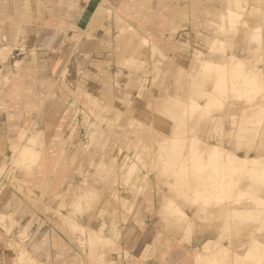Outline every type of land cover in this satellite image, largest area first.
Instances as JSON below:
<instances>
[{
	"label": "rangeland",
	"instance_id": "obj_1",
	"mask_svg": "<svg viewBox=\"0 0 264 264\" xmlns=\"http://www.w3.org/2000/svg\"><path fill=\"white\" fill-rule=\"evenodd\" d=\"M134 5L146 10L140 20L149 33L158 26L168 38L184 31L176 60L168 62L173 53L162 50L151 62L140 56L142 50L131 55L139 46L146 50L148 40L129 24L117 39L113 27L100 32L85 47L94 57L72 60L70 76L61 75L56 49L23 54L28 57L23 70L19 61L13 66L14 59L0 66L5 89L0 117L11 122L13 134L28 129L11 140L12 167L28 177L46 163L57 168L48 179L62 181V165L72 172L87 159L75 151L92 149L88 161L102 167L98 186L85 183L78 192L62 183L56 193L58 212L69 211L64 202L76 198L70 211L78 212L85 201L81 213L92 217L85 218L92 229L80 243L88 248L81 264L98 263L110 246L119 250L121 235L134 233L132 226L147 231L146 221L137 220L144 212L145 184L164 199L147 225L159 229L163 249L191 245L195 264H264V0H134ZM105 16L102 7L98 20ZM70 46L71 51L74 43ZM8 50L1 49L2 55ZM142 88L149 90L143 96ZM90 115L96 133L88 137L83 130ZM45 134L52 135L49 143ZM110 135L114 153L105 151ZM213 144L220 150L211 149ZM233 156L255 162L244 166ZM5 170L0 185L22 193L27 179ZM26 194L29 198L31 191Z\"/></svg>",
	"mask_w": 264,
	"mask_h": 264
},
{
	"label": "crops",
	"instance_id": "obj_2",
	"mask_svg": "<svg viewBox=\"0 0 264 264\" xmlns=\"http://www.w3.org/2000/svg\"><path fill=\"white\" fill-rule=\"evenodd\" d=\"M102 7L105 9L106 16L98 20ZM145 11L137 9L134 0H0V28L3 29L0 31V66L14 59L13 66L16 61H19L21 70H23L22 66L28 59L27 56L22 57L23 54L33 49H56L61 51V57L59 56L60 62H63L61 75L67 72L70 76L69 64L72 60L80 61L87 53L92 55L91 59L94 57L96 52L87 51L85 47L88 44H95V40H99L97 36L100 32L109 26L110 29L113 27L116 30L113 37L117 39L118 32L129 24L138 29L139 36H145L148 40L146 50L144 46H139L131 55H139L142 50L143 55L140 56L151 62L153 54L155 52L161 54L162 50L165 55L173 53L172 59L161 55L168 62L176 60L184 31L180 30L179 35L173 33L168 38L164 33H160L161 29L159 30L158 26L155 34L149 33V25L140 20V15L143 17ZM73 43V49L70 51V45ZM6 47L9 50L5 56L2 55L1 49ZM20 56L22 58H18ZM133 61L137 64L136 69L142 70L141 61L135 58ZM0 72L2 75V71ZM4 90L0 87V92ZM145 90L149 91L142 88L139 89V93L141 92L143 96L146 94ZM5 100L6 98H3V102H6ZM90 116L88 119L85 118L89 120L87 124L89 127L86 128L87 130L83 127L85 129L83 131L89 133L88 137L96 133L95 120L92 115ZM5 118V116H2V119L0 117V172L6 168L5 171H13L19 175L15 167L11 165V158L14 155L11 140H19V136L24 135V131L28 129L23 130L21 127L17 134H13L7 128L11 122L5 121ZM79 124H82V121ZM51 136L45 134L44 138L48 142ZM109 140H106L108 143L105 148L106 153H112L116 149L112 136ZM75 154L78 157L86 156L87 159L85 158V162L80 161L72 172L68 167L66 171L62 165V181L58 180L59 177L48 179L50 173L57 172V168L54 166L50 169L45 163L42 170L39 168L37 177L36 175L27 177L26 174L18 176L21 180L22 178L27 179L24 182L26 185L22 186V193L17 186L12 187L5 183V187L0 185V264H81V252H86L88 248L81 247L80 243L87 240L89 228L92 229L85 222V218L89 220L92 217L90 218L88 213H81L85 201L77 207L78 212H73L76 198L70 202H64L69 211L58 212L60 202L56 193L62 183L67 184L69 190H75L78 187V192L85 183L92 184L96 188L99 183L97 173L102 167L96 161H88V156L92 154V149L90 150L89 147L77 150ZM142 188L144 190L141 204L144 212L143 216L137 220L146 221L147 231L132 226L134 233L127 235L126 232L121 235L119 250L113 246L106 248L101 253L102 255L98 256L99 262L96 264H195L194 249L191 245L175 243L163 249L164 246L161 245L157 231L159 229L155 227L151 229L147 225H149L150 218L156 216L161 210L164 199L160 194L158 195L155 187L149 186L148 188L145 184ZM30 191L28 198L29 194L26 193ZM72 207L73 210L70 211ZM74 228L85 230V234L76 233ZM134 235L140 236L141 239L135 240ZM103 238L111 240L106 235ZM27 255L31 256L34 261L32 262Z\"/></svg>",
	"mask_w": 264,
	"mask_h": 264
},
{
	"label": "bare ground",
	"instance_id": "obj_3",
	"mask_svg": "<svg viewBox=\"0 0 264 264\" xmlns=\"http://www.w3.org/2000/svg\"><path fill=\"white\" fill-rule=\"evenodd\" d=\"M218 146L217 145H210V148L211 149H213V150H220V149H218L217 148ZM221 148V147H220ZM231 155H233V154H231ZM233 158L236 160H238L239 161V163H243V165L246 163V165L247 164H249V163H251V162H255V158L254 159H250V156H246V157H244V158H241V157H236V156H233ZM244 159V160H243ZM246 165H244V166H246ZM250 166H248V168H249Z\"/></svg>",
	"mask_w": 264,
	"mask_h": 264
}]
</instances>
